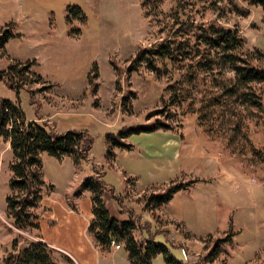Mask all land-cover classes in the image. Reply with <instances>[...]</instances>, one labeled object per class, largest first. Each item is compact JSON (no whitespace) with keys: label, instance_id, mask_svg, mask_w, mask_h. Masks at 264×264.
Here are the masks:
<instances>
[{"label":"rangeland","instance_id":"1","mask_svg":"<svg viewBox=\"0 0 264 264\" xmlns=\"http://www.w3.org/2000/svg\"><path fill=\"white\" fill-rule=\"evenodd\" d=\"M185 18L235 25L246 37L245 51L264 63V8L247 0H0V32L7 28L14 35L0 48V70L18 63L25 82L16 96L0 81V97L17 101L26 119L39 117L59 132L85 130L93 139L88 159L79 164L72 156L59 161L40 153L45 184L31 209L39 214L38 228L29 230L14 227L7 216L6 198L18 191L10 187L13 152L0 139V264L24 238L43 241L49 234L57 239L71 219L50 220L49 204L77 207L81 194L90 191L74 196V188L94 170L105 172L108 186L127 199L126 213L146 220L140 229L149 223L160 232L155 240L177 260L204 264L214 240L233 233L208 264H264V110L234 101L223 118L203 123L197 87H188L189 98L177 106L169 100L166 86L179 77L177 65L168 64L164 72L134 62L138 51L175 34L176 23ZM131 65L136 69L127 72ZM226 70L217 75L219 81L230 74ZM256 87L262 92L264 83ZM158 118L172 129L130 135L125 141L132 148L109 146L108 133ZM171 181H192L182 192L184 222L161 214L162 205L143 208L150 193ZM106 193L110 214L126 219L117 211L118 201ZM81 214L89 218L88 232L92 217L83 206ZM57 251L65 264L66 255ZM112 257L116 264H130L124 247ZM152 264H166L164 255Z\"/></svg>","mask_w":264,"mask_h":264},{"label":"trees","instance_id":"2","mask_svg":"<svg viewBox=\"0 0 264 264\" xmlns=\"http://www.w3.org/2000/svg\"><path fill=\"white\" fill-rule=\"evenodd\" d=\"M247 1L250 5H261L264 8V0ZM176 25L178 27L175 34L141 49L134 59L138 64L145 62L153 70L164 72H168V64L177 65L179 77L166 86L171 104H181L189 98L186 91L188 87H197L200 92L198 113L203 123L212 118H223L226 105L230 107L234 101L257 108L259 113L263 112L264 90L261 92L256 84L264 83V63L258 61L251 51H245L246 37L241 34L240 29L217 20L204 22L193 18L182 19ZM12 36L14 35L4 28L0 32V48ZM18 65L13 63L6 70H0V81L14 90L16 96L25 86L22 70L17 68ZM225 67H228L226 71H230V74L221 82L217 75ZM135 69L136 66L131 65L127 72ZM211 73L214 77L210 76ZM174 87L176 89L172 90ZM214 87L216 90H213ZM49 124L51 123L39 117L37 120L26 119L17 101L0 97V139L8 141L13 152L10 187L18 191L14 198H6L7 216L12 225L21 230L38 228L39 214L31 209L41 200V187L45 184L40 171V153L45 152L59 161L72 156L75 163L79 164L88 159L92 147L93 139L87 131L59 132L56 131L55 124ZM161 128L171 130L172 126L166 119L160 118L147 123L123 125L117 132L107 134L108 144L132 148L133 144L125 141L127 137ZM111 152L109 149L108 155ZM104 173L94 170L93 174L84 177L74 188V196L80 195L83 190L91 192L93 216L88 232L96 246L102 251H109L113 241L123 245L130 264H152L160 253L164 255L166 264H185L177 260L165 244L155 240L156 235L161 233L153 230L152 225L148 223L140 229L139 223L145 220L142 216L134 217L128 213L127 219H118L110 214L104 199L107 191L118 201L121 213L127 212V208L124 197L115 193L114 188L105 182ZM191 183L192 181H171L165 189L150 193L143 206L144 210L168 203L176 192L189 188ZM74 209L77 210V207L74 206ZM138 228L142 234L140 237L135 234ZM232 235L233 233H228L226 237L216 238L201 261H215L223 244L231 240ZM24 241L23 245H15L2 257L4 264H60L55 254L58 251L45 241L30 238H24ZM62 258L70 261L68 257Z\"/></svg>","mask_w":264,"mask_h":264},{"label":"crops","instance_id":"3","mask_svg":"<svg viewBox=\"0 0 264 264\" xmlns=\"http://www.w3.org/2000/svg\"><path fill=\"white\" fill-rule=\"evenodd\" d=\"M86 192L88 191H85L83 195L81 194L78 198L79 200L77 199L78 210L72 209L63 202L54 201L49 204L47 213L50 220L58 222V219L66 217L70 218L71 222L65 223V227L58 233L59 237L57 239L54 235L50 236L47 234L45 237L42 236L44 239L43 241L56 250H60L69 258L70 261H67L65 264H110L107 261L109 258L112 259L111 264H116V260L112 255L123 248V245L120 248H116L112 245L110 252L106 250L102 251L96 246L93 238L87 232L89 218L82 216V206L86 209L90 219L92 217V208L90 192L87 194ZM182 192L183 190L176 192L168 203L163 204L158 209L161 214L178 222H184V220H186L185 198ZM106 194L105 198L107 199ZM82 196L85 198H82ZM124 200L127 199L124 198ZM117 211L123 218H128L129 215L126 212H120V205H118ZM77 216L81 217L83 222L79 221ZM85 220L86 222H84ZM109 255L110 257H108ZM189 257H192L191 254Z\"/></svg>","mask_w":264,"mask_h":264},{"label":"built area","instance_id":"4","mask_svg":"<svg viewBox=\"0 0 264 264\" xmlns=\"http://www.w3.org/2000/svg\"><path fill=\"white\" fill-rule=\"evenodd\" d=\"M116 247H117V248H120V244H117ZM204 264H208V263H204Z\"/></svg>","mask_w":264,"mask_h":264}]
</instances>
